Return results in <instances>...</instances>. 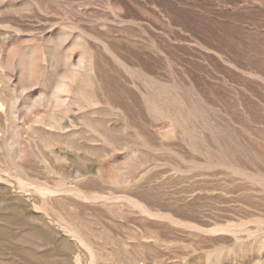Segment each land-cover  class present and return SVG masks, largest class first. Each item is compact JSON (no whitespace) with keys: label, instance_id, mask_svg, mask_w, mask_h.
Returning <instances> with one entry per match:
<instances>
[{"label":"rangeland","instance_id":"rangeland-1","mask_svg":"<svg viewBox=\"0 0 264 264\" xmlns=\"http://www.w3.org/2000/svg\"><path fill=\"white\" fill-rule=\"evenodd\" d=\"M0 264H264V0H0Z\"/></svg>","mask_w":264,"mask_h":264}]
</instances>
